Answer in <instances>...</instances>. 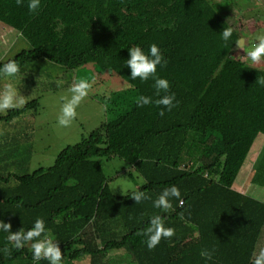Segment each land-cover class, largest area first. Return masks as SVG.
I'll return each instance as SVG.
<instances>
[{
	"label": "trees",
	"instance_id": "1",
	"mask_svg": "<svg viewBox=\"0 0 264 264\" xmlns=\"http://www.w3.org/2000/svg\"><path fill=\"white\" fill-rule=\"evenodd\" d=\"M222 2L40 0L33 13L28 0H0V22L31 46L0 59V66L15 60L22 70L45 59L74 70L92 63L130 85L103 97L113 119L64 148L52 166L5 175L0 165V220L13 233L43 218L63 264L86 258L82 264H111L115 250H127L136 264H255L264 201L233 184L256 137L264 134V68L231 56L240 34ZM228 27L234 31L225 42ZM153 43L167 61L157 75L169 80L176 96V106L163 116L154 102L138 104L140 96L159 98L155 81L132 80L127 67L129 48L147 52ZM39 104L37 98L28 101L0 120L37 112ZM6 145L0 144V157L32 149L29 144L4 153ZM114 156L143 176L137 190L149 199L136 203L131 196L137 190L122 196L111 190L98 158ZM251 182L264 187V147ZM173 185L180 199L166 212L155 208L153 201ZM156 215L175 234L149 250L144 232ZM8 235L0 232V264H34L31 243L17 250ZM205 250L209 257L201 255Z\"/></svg>",
	"mask_w": 264,
	"mask_h": 264
},
{
	"label": "rangeland",
	"instance_id": "2",
	"mask_svg": "<svg viewBox=\"0 0 264 264\" xmlns=\"http://www.w3.org/2000/svg\"><path fill=\"white\" fill-rule=\"evenodd\" d=\"M215 1L218 3L223 1L222 3L226 6L223 11L225 17L239 32L240 40H244V47L240 49L236 44L231 56L253 66L264 68V61L260 64H252L246 57L247 48L255 43V34L264 30V0ZM30 47L29 42L20 37L17 31L0 22V59L6 57L7 60L22 49ZM112 73L109 69L92 63L73 70L45 59L32 62L23 68L21 74L24 77L18 81V87L21 94L25 96V104L37 98L40 102L39 108L37 112L29 109L9 121L0 120V144L7 143L2 149L4 153H8L11 149L16 150L19 146V151H22L29 144L32 149L25 156L0 157V165L3 166L1 171L5 175L24 174L41 167L52 166L64 148L80 142L102 123L112 120L113 116L107 112L103 97L105 99L112 97L114 92L130 86L119 75ZM80 80H86L91 84L89 94L77 107V117L68 127H62L58 120L63 103L71 98L70 89ZM8 82L9 79L0 74V90ZM10 110L12 109L0 112V116H6ZM263 147L264 134L260 133L233 187L264 201V187L251 182ZM15 159H19L21 166L13 161ZM98 160L103 166L111 190L118 196L137 190L145 183L143 176L124 159L114 156L100 157ZM257 250L264 252V233L260 237ZM109 260L111 264H136L131 262V256L127 250L110 252ZM82 263H87V259H77L67 264Z\"/></svg>",
	"mask_w": 264,
	"mask_h": 264
},
{
	"label": "clouds",
	"instance_id": "3",
	"mask_svg": "<svg viewBox=\"0 0 264 264\" xmlns=\"http://www.w3.org/2000/svg\"><path fill=\"white\" fill-rule=\"evenodd\" d=\"M17 3L23 4L24 0H17ZM27 6L30 12L35 13L40 7V0H28ZM233 31L231 27L223 29L222 39L225 42L229 41L233 36ZM254 40L255 43L247 48L246 57L250 63L260 64L264 61V30L258 31L254 36ZM236 44L242 49L244 47V40H238ZM128 51L130 59L127 60V67L131 70L132 80H136L137 78L142 81L154 80L156 93L159 97L153 101L149 96H140L138 104L143 107L154 102L157 107L161 108L159 114L163 116L165 110L171 111L176 106L174 103L176 96L170 90L171 85L169 80L157 75V67L167 63L161 53L160 47L153 43L147 52L140 46L129 48ZM0 74L9 79V82L0 90V112L23 106L25 104V96L20 92L18 81L23 79L24 76L21 74L19 64L15 60L3 64L0 66ZM260 83L264 84V80H261ZM90 88L91 84L86 80H80L71 87V98L64 101L61 109V115L58 120L60 126L68 127L77 117V107L88 96ZM131 197L136 203H141L143 200L150 198L146 192L141 190L132 193ZM180 197V189L173 185L165 188L160 193L158 198L153 201V206L166 212L172 208L171 201L173 199L179 200ZM0 232L9 233L7 239L9 242H13V246L17 250L31 243L34 264H39L42 259L47 260L49 264H63V255L59 244L46 227V221L43 218H37L32 227L27 231L21 228L16 233L11 231L10 223L0 220ZM174 234V229L167 227L163 217L160 215L151 218L150 226L144 232V235L147 237L146 244L149 250L155 249L162 239L171 238ZM5 251L10 253L11 249H5ZM201 255L209 257L210 253L205 250ZM255 264H264V252L260 253Z\"/></svg>",
	"mask_w": 264,
	"mask_h": 264
},
{
	"label": "crops",
	"instance_id": "4",
	"mask_svg": "<svg viewBox=\"0 0 264 264\" xmlns=\"http://www.w3.org/2000/svg\"><path fill=\"white\" fill-rule=\"evenodd\" d=\"M87 259V263L89 262V259L88 258H86Z\"/></svg>",
	"mask_w": 264,
	"mask_h": 264
}]
</instances>
